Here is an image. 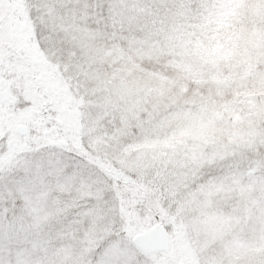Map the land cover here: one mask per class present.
<instances>
[{
  "label": "snow or ice",
  "instance_id": "6c2138e0",
  "mask_svg": "<svg viewBox=\"0 0 264 264\" xmlns=\"http://www.w3.org/2000/svg\"><path fill=\"white\" fill-rule=\"evenodd\" d=\"M161 2L0 0V264H264V199L226 220L214 165L134 150L176 112L135 39Z\"/></svg>",
  "mask_w": 264,
  "mask_h": 264
},
{
  "label": "rangeland",
  "instance_id": "374dc122",
  "mask_svg": "<svg viewBox=\"0 0 264 264\" xmlns=\"http://www.w3.org/2000/svg\"><path fill=\"white\" fill-rule=\"evenodd\" d=\"M256 41L262 42L259 47L251 38L245 41L246 46L236 45V41L225 47L207 44L198 67L202 85L206 86L194 89L192 96L178 97L173 105L176 112L165 125V139L134 148L214 165L212 171L220 178L213 183L212 194L218 197L215 205L226 220L241 202L247 205L264 199V177L249 172L260 150L254 147L256 140L264 136V32ZM50 48L52 57H60L58 47L50 44ZM152 85L157 88L155 83ZM182 85L180 82L178 86ZM160 92L156 93L161 96ZM222 172L230 175L231 182ZM260 223L264 227V220ZM255 235V230L250 229L249 237Z\"/></svg>",
  "mask_w": 264,
  "mask_h": 264
},
{
  "label": "trees",
  "instance_id": "16d2710c",
  "mask_svg": "<svg viewBox=\"0 0 264 264\" xmlns=\"http://www.w3.org/2000/svg\"><path fill=\"white\" fill-rule=\"evenodd\" d=\"M178 3L179 0H162L153 12L156 25H137L139 31L135 36L147 49L143 55L157 66L156 72L149 73L145 87L156 98H167L171 107L179 96H192L194 89L206 86L202 85L198 67L207 44L225 47L236 41V45L246 46L245 41L251 38L259 47L262 42L256 39L264 32V1L184 0L190 5L187 8L177 7ZM180 82L182 86H178ZM154 83L157 88H153ZM158 90L161 96L156 93ZM256 143L254 147L260 149L256 153L258 157L249 167V172L254 174L259 173L264 162V136Z\"/></svg>",
  "mask_w": 264,
  "mask_h": 264
}]
</instances>
